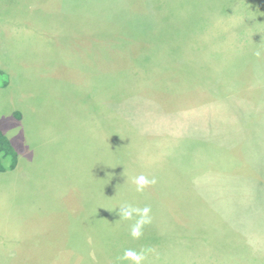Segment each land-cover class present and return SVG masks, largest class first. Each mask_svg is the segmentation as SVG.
<instances>
[{
  "label": "rangeland",
  "instance_id": "1",
  "mask_svg": "<svg viewBox=\"0 0 264 264\" xmlns=\"http://www.w3.org/2000/svg\"><path fill=\"white\" fill-rule=\"evenodd\" d=\"M0 130V264H264V0H0Z\"/></svg>",
  "mask_w": 264,
  "mask_h": 264
},
{
  "label": "clouds",
  "instance_id": "2",
  "mask_svg": "<svg viewBox=\"0 0 264 264\" xmlns=\"http://www.w3.org/2000/svg\"><path fill=\"white\" fill-rule=\"evenodd\" d=\"M259 55V53H257ZM136 185L137 191H143L145 187L149 186L152 183H155V180H149L144 175L136 177L133 181ZM151 209L149 207L138 208L130 204L122 205L119 209L118 215L121 219L130 220L135 215L138 217L134 225L131 227V236L133 238H140L143 234L142 229L145 225L151 222L150 217ZM120 261H131L132 264H143L145 260L144 252H137L132 249H126L123 252L121 257L117 258Z\"/></svg>",
  "mask_w": 264,
  "mask_h": 264
},
{
  "label": "trees",
  "instance_id": "3",
  "mask_svg": "<svg viewBox=\"0 0 264 264\" xmlns=\"http://www.w3.org/2000/svg\"><path fill=\"white\" fill-rule=\"evenodd\" d=\"M114 142L116 141L114 140ZM18 160L19 155L15 147L8 137L0 130V172L4 173L15 170L18 165Z\"/></svg>",
  "mask_w": 264,
  "mask_h": 264
},
{
  "label": "crops",
  "instance_id": "4",
  "mask_svg": "<svg viewBox=\"0 0 264 264\" xmlns=\"http://www.w3.org/2000/svg\"><path fill=\"white\" fill-rule=\"evenodd\" d=\"M233 168V167H232ZM230 170V169H229ZM233 172H234V169H233ZM237 176H239V177H243V175H242V173H239V174H237ZM243 178H247V177H243ZM242 180V179H241ZM241 180H239V181H237V185H239V183L241 182ZM217 209V208H216Z\"/></svg>",
  "mask_w": 264,
  "mask_h": 264
}]
</instances>
